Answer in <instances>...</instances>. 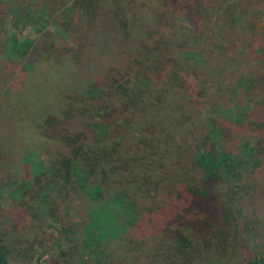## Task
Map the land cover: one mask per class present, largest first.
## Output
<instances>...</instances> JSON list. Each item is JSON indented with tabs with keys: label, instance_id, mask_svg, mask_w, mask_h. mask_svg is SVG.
I'll return each instance as SVG.
<instances>
[{
	"label": "trees",
	"instance_id": "16d2710c",
	"mask_svg": "<svg viewBox=\"0 0 264 264\" xmlns=\"http://www.w3.org/2000/svg\"><path fill=\"white\" fill-rule=\"evenodd\" d=\"M29 1L0 0L12 229L41 198L69 231L72 193L94 264H209L264 234V0ZM8 16L42 37L14 39ZM4 238L0 264H26Z\"/></svg>",
	"mask_w": 264,
	"mask_h": 264
},
{
	"label": "rangeland",
	"instance_id": "374dc122",
	"mask_svg": "<svg viewBox=\"0 0 264 264\" xmlns=\"http://www.w3.org/2000/svg\"><path fill=\"white\" fill-rule=\"evenodd\" d=\"M24 3V5L27 6L30 4V1L24 0ZM35 6L36 4H34V7ZM261 15L263 17L264 12ZM5 21L6 25L9 27V31L13 33L14 39L19 41L27 39L29 42L34 43L42 37L37 33L32 25L19 23L16 27H11L9 26L11 23L9 16ZM47 28L48 31L53 30V26L51 25ZM235 29L241 30V27L239 26L238 28L237 26ZM46 35L48 37L51 36L50 33H47ZM235 36V33L228 32L226 33L223 41H227L231 44ZM45 40H47V37L43 39V41ZM48 42H54L55 44L67 42L69 44H73L71 39L67 36L61 37L60 42L53 38L48 40ZM8 79L9 78L5 77V80H3L4 86L6 85ZM39 157L40 156L37 155L36 160ZM40 159L48 161L46 155L43 154H41ZM1 173L3 172H1L0 168V174ZM4 177V174L0 175V234H3V237H5V243L13 246L14 248H19L24 252V255L21 257L22 261L26 264H54L52 260L56 259L58 260V263L65 264L63 260L65 255H58V250L60 249L63 250V252H68V256L65 257L68 264H94L97 262L95 258L100 255L99 249L96 248V250L90 248V250H81V252L78 250V239H81L80 236H78L80 231L79 221L81 218L77 216L78 214L75 213L76 215H74L73 213L75 208H72L76 206L77 202H75L73 198H70V196L73 195L72 193L69 194V198L66 202L59 203L61 208L70 212L72 210L71 221L68 222V227L70 228L69 231L64 233L60 232V226L50 218L49 214L46 212L47 204L44 203L41 198L37 200V204H34V206L30 209L27 208L24 211H21L23 214L16 213V215L18 214V220L23 217H25L26 220L22 225H20L21 228L12 229L14 222L11 220L13 217L9 216V211L12 206L17 207L20 203V200H18L20 197V190H16L18 189L17 184L9 185L7 180L3 179ZM15 186H17L16 189ZM14 200L17 201L13 202ZM4 214L7 215V220H2V216ZM60 237L62 240H60ZM236 246L240 248L238 253H231L233 249H230V251L227 249L224 252L213 256L209 264H235L240 262L243 257L254 256L256 252L260 253V249L264 251V234L259 237H246L239 239ZM246 250L249 252L248 255H246V253H248ZM15 261H18V259ZM159 264H170V261L165 259Z\"/></svg>",
	"mask_w": 264,
	"mask_h": 264
}]
</instances>
